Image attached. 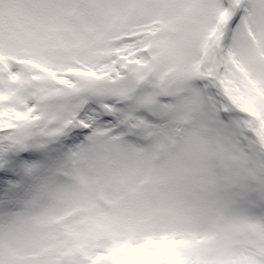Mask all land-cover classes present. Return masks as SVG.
<instances>
[{"label": "snow or ice", "instance_id": "1", "mask_svg": "<svg viewBox=\"0 0 264 264\" xmlns=\"http://www.w3.org/2000/svg\"><path fill=\"white\" fill-rule=\"evenodd\" d=\"M0 264H264V0H0Z\"/></svg>", "mask_w": 264, "mask_h": 264}]
</instances>
